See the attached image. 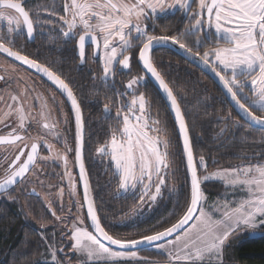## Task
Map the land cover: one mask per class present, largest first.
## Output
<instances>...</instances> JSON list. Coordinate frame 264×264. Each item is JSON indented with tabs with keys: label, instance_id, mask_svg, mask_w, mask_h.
<instances>
[{
	"label": "snow or ice",
	"instance_id": "snow-or-ice-1",
	"mask_svg": "<svg viewBox=\"0 0 264 264\" xmlns=\"http://www.w3.org/2000/svg\"><path fill=\"white\" fill-rule=\"evenodd\" d=\"M177 6L186 15L195 16L194 23H191L182 35L195 34L197 30L203 32L205 28L214 29L217 41H222L226 46L216 47L211 52L205 51L201 56L199 52H194L192 46L182 42L175 35L148 33L145 24L147 20L155 18L158 12H165ZM191 6L192 0H71L70 4L67 2L64 4L65 16L60 17L66 25V29L61 27L65 42L75 39L78 35L76 44L81 62L86 59L87 41L98 50L102 47L103 53L99 58L103 64V80L106 86L116 71L117 63L123 69H130V56L127 53L136 46L134 42L139 41L141 45L139 60L166 95L175 113L180 135L183 137V151L187 159V172L190 174V202L183 215L163 230L142 235L138 239H121L110 235L101 226L94 203L90 199V186L82 159V113L72 88L48 66L13 50V34L19 33L23 26L27 38L31 39L34 36V24H38L39 19L34 21L30 18L29 11H26L19 2L0 0V7L14 10L18 14L14 17L0 11V20L7 21L8 25V35L0 37V52L44 73L67 94L75 113V161L79 165L80 179L83 181L84 204L87 205V213L95 229L94 234L83 227L73 225L74 230L70 237L74 241L72 250L82 256L83 264H91L92 261L101 259L113 260L126 255L135 257V249L140 245H155L158 249H162L167 253L169 264H205L206 260L211 261L213 258L221 257L230 239L242 227L253 231L264 228V164L221 169L203 177L199 176L197 165L194 163L188 127L178 98L150 58V52L155 46L169 42L178 45L188 54L198 56L223 83L231 99L245 113L249 122L264 127V116H257L253 111L256 108L264 110V0H199V11L195 14L189 11ZM203 39H207L206 34ZM201 45L202 38L197 35L195 46L198 48ZM228 72L231 73L230 76L227 75ZM144 79L145 77H133L128 81L126 89H133L132 99L130 103L122 104L116 113L118 122L122 117V127L113 130L110 140L97 149V153L101 156L110 157L111 167L114 168L113 178L118 177L120 191L125 195L129 193L135 195L139 189L141 204L146 200L155 203L162 197L163 189L167 186L171 157L174 155L169 150L172 143L170 139L150 135V132L161 133L165 129L160 127L161 122L158 119L151 118L150 101L145 94L140 93L138 96L135 94L134 85H140ZM245 89L252 94L251 99ZM118 94L123 95V93ZM11 100L16 102L17 106L13 108L11 104L8 105L10 111L4 114V118L14 111L19 117V127L24 129L26 120L24 109L20 105L18 96L11 95ZM45 109H48L47 103L41 110V116L46 118ZM104 112H110L107 105L104 106ZM43 128L53 130V134L59 138V134L54 131V125L45 122ZM37 139L43 140V137ZM23 140L24 137L16 134L15 129L8 136H0V144H15ZM44 143L49 150L52 149L50 143L47 141ZM27 147L25 143L24 148ZM24 148H20L19 154L8 164L5 178L0 181V191L14 186L25 177L30 166L35 165L38 143H31L26 159L18 163L25 154ZM66 151L70 149L66 148ZM52 158L64 161L65 174L71 183V174L67 169V155L56 153L55 156L41 159ZM199 161L201 166L206 167L203 156ZM209 180H216L233 188L239 187L247 192V197L239 201L235 207L227 201L215 205L221 215L218 219H214L212 214L204 210L202 204L204 198L202 183ZM153 187L155 192H152ZM52 215L56 216V213L53 211ZM56 219L59 221L61 217L56 216ZM190 221L195 223L184 231L183 236L176 235L174 240L167 239L178 230H183ZM43 227L42 224L41 228ZM162 240H166V243H158ZM103 241H107V245ZM110 246H116L118 250ZM49 249L51 264H61L57 258L54 242Z\"/></svg>",
	"mask_w": 264,
	"mask_h": 264
},
{
	"label": "trees",
	"instance_id": "trees-1",
	"mask_svg": "<svg viewBox=\"0 0 264 264\" xmlns=\"http://www.w3.org/2000/svg\"><path fill=\"white\" fill-rule=\"evenodd\" d=\"M29 2L31 11L43 12L46 18L56 19L63 14V0ZM48 13L54 14L47 16ZM169 18L170 15L167 14L155 17L156 28L163 35L168 34L166 31L167 24H170ZM177 37L181 39L180 36ZM155 57L157 70L173 89L185 116L198 170L201 156L209 169H230L263 162L264 130L250 127L240 120L218 86L206 74L184 61L179 54L166 49L158 52ZM104 87L99 82L92 85L88 82V122L85 124L86 135L83 143L84 167L101 226L114 237L138 239L142 235L169 227L183 215L190 202L187 169L170 111L161 94L149 83L144 94L150 101V116L161 122L160 127L165 131L160 134L171 140L169 150L174 155L171 157L169 180L163 190L164 198H161L149 215L140 214L132 218L130 215L134 204L136 205V195L119 193L118 177L113 178V170L105 160L98 158L96 152L99 146L109 140L113 130L120 127L116 111L113 112L115 106L109 113L103 112L104 106L111 100L110 91ZM245 92L248 90L245 89ZM253 111L257 116H264L263 110ZM174 165L175 174L171 177ZM63 173L60 168L39 172L41 177L29 181L27 186H31L27 190L25 188V192H16L7 200H0V264H49L41 261L47 247L40 235L47 234L49 239L52 235H57V238L52 237L61 245L57 249L58 257L68 249L70 243L65 242V238L70 234L69 226L73 224L78 204L72 199L66 204V191L59 197L62 189H66L67 181ZM172 184L178 189V199L174 197ZM209 184L204 183L202 188H207ZM217 185L222 187V184ZM77 193L80 196L78 184ZM78 202L84 217L82 202ZM53 211L56 216L61 217L56 223H63L62 231L53 233L50 228L42 231L35 227H39V223L49 224ZM85 225L88 228L86 221ZM260 230L264 232V228ZM233 240L235 239L229 242ZM229 246L235 264H264V234L252 238H236L227 248ZM146 250L149 248L137 252ZM69 257L74 259L73 255ZM66 260L64 259L63 264H69Z\"/></svg>",
	"mask_w": 264,
	"mask_h": 264
},
{
	"label": "flooded vegetation",
	"instance_id": "flooded-vegetation-1",
	"mask_svg": "<svg viewBox=\"0 0 264 264\" xmlns=\"http://www.w3.org/2000/svg\"><path fill=\"white\" fill-rule=\"evenodd\" d=\"M29 1L31 0H13V2L21 3L22 7H24L26 11H29L30 18L34 21L39 19L40 22L34 24L35 31L31 39L27 38L26 29H24L23 26L19 33L13 34V50L19 51L22 55H26L30 59H35L39 63L48 66L70 85L81 108L84 137L86 135L85 124L88 122V82L91 85L94 82H99L103 87L105 86L104 89L108 88L107 90L110 91L111 100L108 102L107 106L109 110L115 106L113 112L116 111V113L122 104H127V101L132 98L131 93L133 89H126V85L133 77H145L140 85H134L136 95L144 93L149 83H152L156 88L145 73L139 60V47L141 46L139 41H135L134 43L136 46L127 53L130 56V69H123L122 66L117 63L115 65L116 71L108 80L106 86L102 77L103 70L98 56L99 50L95 46H92L91 43H89L90 41H87L86 59L84 62H81L76 44L78 35L75 39L65 42L61 27L63 26L66 29V25L60 20L61 15L57 16L56 19L46 18L43 12L31 11ZM67 1L68 0H63L62 2V16H65L64 4ZM198 4L199 0H192V6L189 11L193 14L198 12ZM8 12V15L14 17L18 16V14L11 9H8ZM167 15H170V24H167L168 30L166 32L168 34L166 35L180 36L181 41L192 46L194 52H199L201 56L205 51L211 52L212 49L223 44L222 41L218 42L213 36L212 30L207 28H205L203 32L197 30L195 34L187 36L182 35L185 29L189 27L191 23H194L195 16L193 15L190 17L186 15L179 7L167 13ZM47 16H51L50 13H48ZM145 24L147 25L149 34L163 35L162 32L156 28L155 18L147 20ZM5 30V27L1 25L0 37H6L8 35L6 32L7 30ZM205 34L207 35V39H203ZM197 35L202 38V45L198 48L195 46ZM5 43H7V40H5ZM166 49L167 51L174 52L168 48H154L150 52V58L155 67V56L158 52ZM13 58L14 57L7 56L6 53L0 52V136H8L9 133L15 129L16 134L23 136L24 140L18 141L15 144H0V181L5 178L8 164L19 154V149L24 148L25 143L28 147L24 148L25 154L21 156V160L18 163H22L23 160L26 159L27 152L30 150L31 143L33 142L38 143V155L35 165L31 166L24 178L20 179L8 190L0 192V200H7L9 196L11 197V195L16 192L17 194L19 192H25V187L29 183V176L35 169L39 172H44L50 171L51 168L53 171L60 168L66 176L63 160L58 159L56 162H47L46 164L38 160L41 153L51 154L54 149L57 153L67 155L68 157L67 169L72 179L70 183L66 176V189L69 188L71 194L74 195V190L78 184V182L76 183L77 178L74 162L76 125L75 113L70 100L67 94L57 88L44 73L22 62L20 63ZM182 59L191 66L197 68L184 58ZM197 69L200 70L199 68ZM118 93H123V95H119ZM11 95L18 96L20 105H22L24 109L27 125L22 131H18L16 128L19 117L14 111L11 115L7 116V118H4V114L10 111L8 105L11 104L13 108L17 106L16 102L11 100ZM45 103L48 105V109H45V112H47L46 118L41 116L42 106ZM124 110L126 111V109ZM45 122L54 125V131L59 134V138L53 134V130H46L43 128ZM39 137H43V140H38L37 138ZM45 139L52 141L55 147L53 146L54 148L49 150L48 146L43 142ZM66 148L70 149V151H66ZM51 164L52 167L50 166Z\"/></svg>",
	"mask_w": 264,
	"mask_h": 264
},
{
	"label": "rangeland",
	"instance_id": "rangeland-1",
	"mask_svg": "<svg viewBox=\"0 0 264 264\" xmlns=\"http://www.w3.org/2000/svg\"><path fill=\"white\" fill-rule=\"evenodd\" d=\"M67 3L70 4L71 0H68ZM177 8H178V6L174 7V8H171V9H167L165 12H158L156 16L170 13V12H172L173 10H175ZM0 11H3L5 13L9 14L8 9H6V8H2V9H0ZM1 25L4 26L5 29L7 30V27H8L7 21L0 20V26ZM211 30H212L213 36L216 38L215 30L214 29H211ZM101 44H102V41H101ZM224 46H226V45L223 43L221 46H218V47H224ZM102 53H103V49L101 47V49H99L98 56L100 57V55H102ZM99 60H100V58H99ZM100 63H101L102 70H103V64H102L101 60H100ZM227 75L230 76L231 73L228 72ZM102 77H103V73H102ZM246 94L249 96L250 99L252 98V94L250 92H247ZM131 99L132 98H130L127 101V103H130ZM256 109H258V108H256ZM258 110H261V109H258ZM19 124H20V121H18V123L16 124V128L18 129V131L24 130V129H21L19 127ZM26 125H27V123L25 121V126ZM120 127H122V117L120 118ZM150 135H159L161 138H165L160 133H152V132H150ZM110 138H111V136H110ZM110 138H109V140H110ZM45 141H47L48 143H50L52 146L55 147V144L52 141H48L46 139H45ZM106 143L102 144L99 147L104 146ZM54 147H52V149ZM96 152H97V150H96ZM56 153H57V151L55 149H54V151L52 150L51 154L41 153V155L38 158V160L42 161L44 164H46L47 162H56L58 159H55V158L48 159V160L41 159L42 157L55 156ZM97 156H98L99 159L101 158L102 160H105L106 163L111 167L110 157L101 156L98 153H97ZM262 161L263 162H261L260 164H264V159H262ZM205 165H206V163H205ZM247 165H249V164H245L243 166H247ZM50 166L52 167V164ZM198 166H199L198 173H199V176H201V177H203L204 175H209V174H211L214 171L221 170V169H209L207 165H206V167L205 166H201L199 160H198ZM175 168H176V166L174 165V167H173V169L171 171V177L173 176V173L175 174V172H174ZM111 169L114 172V168L111 167ZM51 171H52V168H51ZM40 175L41 174H39V171L37 169H35L31 173V175L29 176V180L28 181H32L35 178L39 179L41 177ZM169 176H170V172L168 174V177H167V180H166V184L168 183ZM204 183H205V185H206V183H208V184L211 183V185L209 184L207 188H202V192L204 194V198L202 200L203 208H204V210L206 212L212 214L214 219H218L220 217V215H221V212L217 211L216 208L214 207L215 205L223 204L225 201H227V202H230L232 207H235L236 204L239 201H241L242 199H245L247 197V192L246 191H242L239 187L233 188L232 186H226L222 182H218L216 180H209L207 182H203L202 186H204L203 185ZM218 183L222 184V187L217 185ZM29 186H31V185H29ZM29 186L25 187L26 190L28 189ZM172 187H174L173 184H172ZM118 188H119V185H118ZM163 190H165V189H163ZM65 191L67 193V200H68L66 204L68 205L70 199H72L74 202H77L78 206L76 207L77 212L75 214L73 224H71L69 226L70 234H69V236H67L65 238V242L68 241V243H70V246L68 247L67 250L65 249L63 251V253H62L63 255L61 257H58V255H57V258H58L59 261H61V264H63L64 259H67L66 262L69 263V264H83L82 256L79 253H75L72 250V244L74 243V241H72L70 237H71L72 231L74 230L73 229V225L74 224L77 227H83V228L87 229L88 231H90V230L85 227L86 225H85L84 217H83V214L81 213L80 204L78 202L81 199H80V196L77 193V185H76V188L74 190L75 191L74 195L71 194V191L68 188V189H65V190L62 189V191L59 194V197ZM152 192H155V188L154 187L152 188ZM119 193L121 195H125L122 191H120V189H119ZM135 195L138 198L135 197L136 201L134 199V201L136 202V205L134 204L132 212H131V215H130V216H132V218L135 217L137 214L149 215V213H151V211L156 207V205H158V202L161 200V198L163 197L164 193H162V197L160 199H158V201H156L155 203H152V202L146 200L143 204H141L140 199H139V197H140V190L139 189L136 191ZM179 195H180L179 192H177L176 188L174 187V197H176L178 199ZM60 201H61V199H60ZM198 214L199 213H197V215ZM81 221H82V223H81ZM56 222H57L56 216L52 215L51 222L49 224H43L44 227L41 228L42 224L39 223V225H38L39 227H37L36 225H35V227L39 228V229H42V231H44V230L46 231L47 229L50 228L51 231H53V233L62 231L61 230V224H63V223H61V222L60 223H56ZM193 223H195V221H192L191 224L188 227H186L178 235L183 236L184 231H187L191 227V225ZM262 234H264V232L261 231L260 228H259V230L253 231L252 229H248V228H243L242 227L239 230V232H237V234L231 239H235L236 240V238L240 239L243 236H247V237H251L252 238V237L260 236ZM46 235L47 234L40 235V236L43 237V239L45 241V246L47 247V250L43 252V257H42L41 261H43L44 263L51 264V254H50L49 246L52 245L53 242H54V245H55L56 249H58L60 244L55 239V238H57V235H52L55 238L51 236V239H49V237L46 236ZM175 237L176 236H174L171 239L174 240ZM235 240H233V242ZM233 242H231V243H233ZM165 243H166V241L162 242L160 244H165ZM231 243L229 242L228 244L231 245ZM69 255H73L74 259L73 260L69 259L70 258ZM91 264H168V258H167V253L165 251H163L162 249H158L154 245L151 248H149V250H146V251H143V252H136V256L135 257H132L130 255H126L125 257L116 258V259H113V260H105V259L94 260V261L91 262ZM205 264H235V262L233 261V257H232L231 246H229L228 248L226 247V249L223 251L221 257L213 258L211 261L206 260Z\"/></svg>",
	"mask_w": 264,
	"mask_h": 264
},
{
	"label": "water",
	"instance_id": "water-1",
	"mask_svg": "<svg viewBox=\"0 0 264 264\" xmlns=\"http://www.w3.org/2000/svg\"><path fill=\"white\" fill-rule=\"evenodd\" d=\"M0 9H2V7H0ZM7 9V8H6ZM14 11V10H13ZM89 42V41H88ZM91 43V42H89ZM154 48H168L172 51H174L175 53L179 54L181 57H183L185 60H187L188 62H190L192 65L196 66L197 68H199L203 73H205L217 86L218 88L220 89V91L222 92V94L224 95V97L226 98L228 104L231 106V108L233 109V111L237 114V116L239 117L240 120H242L244 123H246L247 125H249L250 127H253V128H257V129H260V130H264V127H261L259 125H255V124H252L249 122V119L248 117L245 115V113H243L238 107L237 105L233 102V100L231 99V96L230 94L227 92V90L224 88L223 86V83L219 80V78L215 75V73H213L211 71V69L207 66H205L202 61L199 59L198 56H194V55H191V54H188L187 52H185L184 50L180 49L178 45H173L172 43H166V44H161V45H157L155 46ZM15 59V58H13ZM21 63V61H19ZM141 62V61H140ZM142 64V62H141ZM142 67H143V64H142ZM144 69V68H143ZM145 73L147 74V76L150 78V80L154 83V85L156 86L157 90L159 91V93L161 94V96L163 97L169 111H170V114L172 116V119H173V122H174V125H175V128L177 130V134H178V138H179V141H180V145H181V149H182V153H183V158H184V161H185V166H186V169H187V159H186V154L184 153L183 151V137L180 135V132H179V126L178 124L176 123V120H175V113L174 111L171 109L170 107V102L167 101L166 99V95L163 93V91L161 89H159L158 87V84L157 82H155L154 78L151 77L150 74H148L146 72V70L144 69ZM47 77V76H46ZM55 85V84H54ZM56 86V85H55ZM58 88V87H57ZM71 103V101H70ZM83 143H84V130H83ZM82 159H83V148H82ZM74 162H75V174H76V178H77V182H78V186H79V191H80V197H81V202H82V209H83V213H84V218H85V221H86V224L90 230V232H93L95 234V229H94V226L92 224V221L90 219V217L88 216V213H87V205L84 204V200H83V181H81L80 179V170H79V165L76 163L75 161V152H74ZM84 163V162H83ZM194 163H195V159H194ZM31 168V166H30ZM86 172V170H85ZM188 174V178H189V183H190V174L187 172ZM86 178L88 180V177H87V174H86ZM89 183V182H88ZM12 187V186H10ZM2 192V191H0ZM90 199L93 201L92 199V195H91V190H90ZM197 215V213H196ZM192 221L189 222L188 225H185L184 226V229L186 227H188L190 224H191ZM183 229V230H184ZM183 230H178L177 233H174L172 237H169L167 239H171L173 238L174 236L178 235L179 233H181ZM166 240H162L158 243H162V242H165ZM106 245H107V241H103ZM154 246V245H153ZM112 247L114 250H118L116 248V246H110ZM152 246H146V245H140L138 247V249H135V251H139V250H143V249H147V248H151Z\"/></svg>",
	"mask_w": 264,
	"mask_h": 264
},
{
	"label": "built area",
	"instance_id": "built-area-1",
	"mask_svg": "<svg viewBox=\"0 0 264 264\" xmlns=\"http://www.w3.org/2000/svg\"><path fill=\"white\" fill-rule=\"evenodd\" d=\"M168 264H169V262H168Z\"/></svg>",
	"mask_w": 264,
	"mask_h": 264
}]
</instances>
